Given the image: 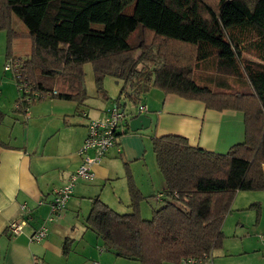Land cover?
<instances>
[{
    "label": "trees",
    "instance_id": "16d2710c",
    "mask_svg": "<svg viewBox=\"0 0 264 264\" xmlns=\"http://www.w3.org/2000/svg\"><path fill=\"white\" fill-rule=\"evenodd\" d=\"M13 16L26 31L13 29ZM0 30L10 45L19 36L31 42L25 58L10 50L6 57L18 60L15 73L29 84L20 98L50 93L82 103V65L89 62L105 99L108 75L123 82L115 101L127 99L134 108L158 89L242 114L243 139L226 153L175 134L152 138L165 188L149 218L140 213L144 197L128 169L130 211L94 198L86 218L117 257L139 264L209 260L222 247L236 193L264 188V0H0ZM127 130L128 122L117 136Z\"/></svg>",
    "mask_w": 264,
    "mask_h": 264
},
{
    "label": "crops",
    "instance_id": "0c3cea01",
    "mask_svg": "<svg viewBox=\"0 0 264 264\" xmlns=\"http://www.w3.org/2000/svg\"><path fill=\"white\" fill-rule=\"evenodd\" d=\"M149 91H154L153 100L144 102L145 92L141 103L147 107L150 125L137 131L128 126L121 132L114 146L93 164L94 178L75 181L66 206L52 221H48L52 191L63 186L79 166L88 120L104 116L108 104L97 93L93 101L88 96L80 104L47 93L21 108L18 91L13 106L7 108L0 91V264H139L117 257L87 226L92 200L99 198L116 212H129L128 169L144 197L140 213L149 218L156 209L152 204L161 202L157 196L165 188L152 150L153 137L175 134L185 137L193 147L217 153H226L242 141L240 112L217 111L199 100L158 89ZM105 92L107 100L116 103L117 94L111 98L110 92ZM119 102L135 110L129 100ZM25 217L22 232L12 236L8 224ZM41 225L48 229L46 237L32 241V233ZM221 230L222 247L199 264H264V242L260 239L264 234V188L237 192Z\"/></svg>",
    "mask_w": 264,
    "mask_h": 264
},
{
    "label": "built area",
    "instance_id": "2783aa9c",
    "mask_svg": "<svg viewBox=\"0 0 264 264\" xmlns=\"http://www.w3.org/2000/svg\"><path fill=\"white\" fill-rule=\"evenodd\" d=\"M18 65L17 59L7 60L4 69L13 70L15 79L19 78L20 75L15 73V69ZM21 93L25 94L28 92L29 84L26 79H20L18 82ZM19 92V93H20ZM20 93V94H21ZM21 96V100L29 102L31 100L30 96ZM53 94L56 93L55 90L52 91ZM147 107L145 104L140 103L135 107L134 112L129 111L124 104L120 102L114 103V105L109 108L105 115L97 118H90L87 123V136L80 148L81 162L73 174L69 177L68 181L61 187H57L52 191V200L50 215L48 221H52L59 213L64 209L68 199L71 197L73 191L74 183L77 179H82L90 181L94 178V173L92 170L93 164L99 162L105 153L116 143L117 135L120 131L124 130L130 115L133 113H146ZM89 152H92L90 155ZM160 195L157 196L159 198ZM28 217L20 220L12 221L8 224L7 230L12 235H18L22 232L23 227L27 223ZM48 229L46 225H41L37 228L31 235L30 239L32 241H40L46 237ZM261 241L264 242V234L260 235ZM183 264H195V260L189 259L183 261Z\"/></svg>",
    "mask_w": 264,
    "mask_h": 264
},
{
    "label": "rangeland",
    "instance_id": "374dc122",
    "mask_svg": "<svg viewBox=\"0 0 264 264\" xmlns=\"http://www.w3.org/2000/svg\"><path fill=\"white\" fill-rule=\"evenodd\" d=\"M12 26L13 29L17 31L20 32L26 31V27L20 22V20L16 16H13ZM93 26L100 27L99 24H94ZM10 43L11 45L8 44L6 31L0 30V91H3V94L1 95L2 96L1 99L2 101H4L3 104L8 106L7 108H11L13 106L14 104L13 100L18 96V91H23L22 89H20L15 79L13 70L4 69V66L7 62L6 59L7 53L10 50L9 52H11L12 55L25 58L29 54L30 46H31L30 39L22 36L14 38ZM10 59L11 57L8 59V61ZM82 70H83V87L85 88V92L87 94L86 99L89 96L91 101H93V99H95L94 95L97 93L98 90L96 87L91 63L89 62L84 63L82 65ZM122 83L123 82L121 80L114 79L113 77L107 75L102 80V88L104 91L110 92L111 98H114L113 96L117 94V96L115 97L116 100L118 97V91H120V88L122 87ZM147 92L143 95L144 102H147L150 99L153 100L154 97L153 94H151L154 91L148 90ZM104 102L108 104V108H111L114 105L113 102L107 99ZM152 205L154 208H158L159 206L162 205V202L157 203V205L154 204Z\"/></svg>",
    "mask_w": 264,
    "mask_h": 264
},
{
    "label": "water",
    "instance_id": "95a60500",
    "mask_svg": "<svg viewBox=\"0 0 264 264\" xmlns=\"http://www.w3.org/2000/svg\"><path fill=\"white\" fill-rule=\"evenodd\" d=\"M150 118L145 113H133L128 120V126L131 131L145 129L150 125Z\"/></svg>",
    "mask_w": 264,
    "mask_h": 264
}]
</instances>
